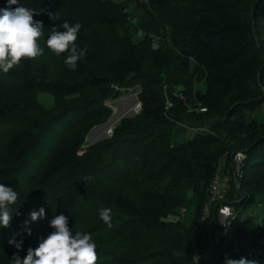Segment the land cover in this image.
Listing matches in <instances>:
<instances>
[{"label": "trees", "instance_id": "trees-1", "mask_svg": "<svg viewBox=\"0 0 264 264\" xmlns=\"http://www.w3.org/2000/svg\"><path fill=\"white\" fill-rule=\"evenodd\" d=\"M46 1L51 2L42 0L40 6H32L21 0L38 11L33 18L44 23L39 40L45 42L53 24L79 22L76 43L86 50L85 56L65 80L31 76L21 65L0 72V95L6 88L8 96L23 99L13 105L0 96V180L8 186L25 187L29 195H35L32 197L47 201L51 217L63 212L70 216L69 222L77 219V214H88L91 202L98 213L110 209L114 217L107 231L111 248L98 243L95 264H211L194 262V255L205 244L197 232L209 200V185L222 158H230L238 150L247 154L239 187L244 198L235 189V205L264 204V118L256 114L264 105V0H146L150 8H180L175 16L164 18L162 32L157 28L156 34L162 36L159 44L155 46L147 34L137 41L129 35L116 39L99 36L106 47L87 44V36L99 21L117 23L126 30L131 15L126 10L128 3ZM5 6V0H0V7ZM52 6L62 8L58 15ZM49 14L54 21L49 20ZM149 69L155 70L150 74ZM162 70L166 74L163 79ZM195 80L201 85L195 86ZM135 83L143 88L141 111L122 120L109 138L80 155L83 138L71 131L106 122L112 111L104 99ZM164 86L172 92L168 98L171 108H167ZM39 91L54 94L52 108L38 101ZM33 110L41 111L40 118ZM178 125L197 130L187 140L172 144V131ZM52 129L59 141L48 149L42 144ZM151 151L156 162L148 166L144 177L150 181L169 173L187 184L190 200L168 184L162 189L142 190L135 198L123 188H113L116 180L124 177L111 171L114 166L122 168V175L131 174L135 170L131 161L151 155ZM89 170L105 183L101 191L87 178ZM19 205L12 206L18 209ZM184 207L193 210L189 226L183 224L179 213ZM18 214L17 210L14 216ZM259 222L260 230L264 229V211ZM96 225L94 231L108 226L99 218L87 230ZM18 227L14 217L10 227L0 228L5 235L0 238L3 247L13 233H20ZM255 227L251 215L237 218L230 226L234 259L241 257L235 253L236 247L248 248V234L255 233ZM102 232L106 231L97 234ZM42 233L38 235L44 236ZM150 234L155 240L141 249L136 247L134 253H128L127 247L116 249L111 241V237L123 238L138 244ZM0 264L12 261L0 257Z\"/></svg>", "mask_w": 264, "mask_h": 264}, {"label": "rangeland", "instance_id": "rangeland-1", "mask_svg": "<svg viewBox=\"0 0 264 264\" xmlns=\"http://www.w3.org/2000/svg\"><path fill=\"white\" fill-rule=\"evenodd\" d=\"M51 4V2H58V0H51L46 1ZM111 3L114 2H122L127 4L128 8L126 10H129L131 13L130 15V25H128V28L124 30V28L121 27L120 24H106L102 22H98L97 26L92 29V33L87 36L88 40L87 44L96 45L97 43L102 45L103 47H106V43L99 41V36L101 38H104V36H107V38L113 37L114 39L130 36L133 40L137 41L141 36H145L146 34L151 36V41L154 40L155 46H157L161 39V34H156V30L158 28L159 32L163 31L164 28V18L166 16H175L179 11V6H172L169 8L161 7V8H150L146 0H111ZM28 3L30 5L40 6L42 3V0H28ZM54 15H58L60 10L62 9L60 6H52ZM48 11L50 9L48 8ZM170 28V27H169ZM171 29V28H170ZM169 30V29H168ZM94 34V36L92 35ZM91 35V36H90ZM95 38V39H94ZM154 38V39H152ZM94 39V40H93ZM169 39V37H168ZM38 45L44 49V53L41 56L35 57V58H22L19 65L23 67L31 76L34 77H41V78H49V77H57L60 78V80H65L66 78H69L72 73L73 69L68 68L64 63L63 60L65 58V55L61 54L60 56H56L53 54L49 49L47 51L45 42H42V40L38 42ZM147 67H149V63L147 62ZM155 69H149L148 72H151L152 74ZM162 79L166 78V74L164 70H162ZM197 79V77H196ZM259 81L260 77H258ZM146 79H144L145 81ZM146 84H150V81H146ZM195 86H200V82H197L196 80L193 83ZM167 86V85H166ZM164 86L163 90L166 94V100L170 98L169 89ZM6 89V88H5ZM3 89L1 91V99H6L13 105H16L20 102H22L23 99L8 96L9 92L8 90ZM142 84L135 83L130 84V86L122 87L120 90V93L117 96H107L104 99V103L111 108V116L108 118V120L104 123L95 125L91 127L90 129H86L85 126L78 127L77 129L71 131L73 135L82 136L83 138V145L80 150V155H84L86 152L89 151L90 148H93L96 146L99 142L109 138L113 134V129L118 126L122 120L124 119H130L134 118L141 109H138V104H142V100L140 99V94L142 93ZM168 90V92H167ZM37 99L38 101L46 108H52L55 104V96L51 92L47 91H39L37 92ZM142 101V102H141ZM1 102V100H0ZM11 110L16 109L15 107L11 106ZM17 110V109H16ZM34 114L37 115L40 118V112L39 110H33ZM256 114L260 118H264V105L261 106V110L258 111ZM43 121V119H42ZM59 128L58 125H55L54 128ZM60 129V128H59ZM58 129V130H59ZM56 129H52V131L49 133L47 139L43 142V146H46V148L51 149L53 144H57L59 139H56V136L54 134ZM110 130L112 132H110ZM197 128H192L188 126H182L178 125L174 130L172 131L173 134L171 136V143L174 142H182L188 139L190 135L195 133ZM54 135V139H51V136ZM56 142V143H55ZM1 143V142H0ZM1 149V145H0ZM48 152L46 151V154ZM153 152L151 151V155L148 153V155H144L141 159H134L132 160V165L135 170L133 173L128 175H122L120 173V170L122 168H118L117 166H114V169L112 168L111 171L117 172L118 175L124 176L120 180L117 179L116 184H113V188H116L117 186L120 188H123L130 196L131 198H135L137 193L141 192L142 190L149 189V190H156V189H162L164 187V184H168L171 187L174 186L175 189L179 190V195L186 199L190 200L192 198V194L190 189H188L187 184L180 183V179L177 177H172L169 173H162L160 176L156 177L155 179L148 180L144 177L145 170H147L148 166L151 164H154L156 161L153 159ZM246 166V162H245ZM35 168H31L30 171H34ZM87 178L92 182L98 190L101 191V186L104 187V182L100 178V176L94 175L93 171H87ZM12 188L17 191L18 193V199L17 202L20 203L18 206L19 214L17 216L18 222H19V228H22L20 231L21 235H24L23 232V222L25 220H28V213L34 209H38L40 207L45 208V216L43 219H37L35 222H31L29 220L28 226L31 228V235L27 236L24 235V244L22 249L19 252V255L23 256L25 254L26 249L29 246L35 247L37 245V240L40 237L38 233L41 231L42 234H46L50 228L48 226V220L51 218V210L49 209V204H47V201H41L38 197H32L35 195H29L28 191L25 187L16 186L15 184L12 185ZM110 188V186H108ZM103 189V188H102ZM28 194V195H27ZM185 194V195H184ZM38 198V199H37ZM23 204V205H21ZM90 210L85 214H77L78 218L69 222L71 226V230L74 232L80 231V232H87L91 235L92 240L98 246V243L100 245L105 246L106 248H111L110 246V239L108 236V230L110 226H107L105 228L98 229V231H106L102 232L100 234H97L98 231L95 228H97L99 225H96L92 231H88L87 229L91 230L87 226L91 224V226L98 222L100 215L97 212L96 204L91 202L90 203ZM13 208V206H11ZM88 208V206H87ZM14 209V208H13ZM238 211L241 213L242 217H246L248 215L253 216L254 221L256 223L255 227V233L256 235L260 232V218L264 211V204L263 203H256L253 202L251 204H240L238 206ZM181 220L185 226H189L192 223L193 220V210L191 208L186 209V207L182 208L180 210ZM14 219V218H13ZM114 217H111V224ZM13 221V220H12ZM99 224V223H98ZM11 226V223L9 227ZM17 229V230H18ZM94 231V232H93ZM0 238H5V235L3 233H0ZM155 236L150 234L145 239L139 240L138 244L136 241H123V238L121 241L118 238H112L111 241L113 243V246H115L116 249L119 248V250H122V248L127 247V252L131 253V251L134 253L136 250V247H140V249L152 242V240H155ZM2 246L1 240H0V247ZM8 244L5 243L4 247L2 246V249H0V257L4 259H8L12 261V254L16 252V249L13 247L7 248ZM154 248H157L156 245L153 244ZM101 257H99L100 259ZM162 264H166V262H163Z\"/></svg>", "mask_w": 264, "mask_h": 264}, {"label": "clouds", "instance_id": "clouds-1", "mask_svg": "<svg viewBox=\"0 0 264 264\" xmlns=\"http://www.w3.org/2000/svg\"><path fill=\"white\" fill-rule=\"evenodd\" d=\"M6 6L0 7V72L8 73L19 65L22 58H35L44 53L38 45L45 28L43 21L34 19L39 15L35 9L26 6L21 0H5ZM15 5V7H10ZM49 20L53 15L49 14ZM81 28L79 22L69 23L68 20L60 24H53L45 45L56 56L67 52L63 63L70 69L77 66L85 56V49L76 43ZM18 193L0 180V228L9 227L17 208ZM101 220L110 226V209L104 208L99 213ZM45 208L40 207L28 213L31 222L43 219ZM29 220L23 222L24 235H31ZM70 216L63 212L53 215L48 220L51 229L44 236L38 238L35 247L29 246L23 256L19 255L24 244V235L13 233L7 244L16 252L12 254V264H95L97 260L96 244L87 232L73 233L70 226ZM19 237V238H18ZM199 258L197 257V260ZM196 260V262H197ZM225 264H260L259 261L241 256L239 259L225 258Z\"/></svg>", "mask_w": 264, "mask_h": 264}, {"label": "built area", "instance_id": "built-area-1", "mask_svg": "<svg viewBox=\"0 0 264 264\" xmlns=\"http://www.w3.org/2000/svg\"><path fill=\"white\" fill-rule=\"evenodd\" d=\"M166 103L167 108L173 106L169 99ZM141 107L142 104H138V109ZM200 109L206 111V108ZM246 158V152L238 150L232 152L230 158H222L218 164L217 172L209 185V200L203 209L197 232L205 244L194 255V262L199 258L196 263L225 264L226 257L234 259L230 253V243L234 236L229 232V228L237 218H246L241 216L235 205L238 193L234 192L239 189L244 177ZM248 236V248L236 247L235 253L263 263L264 229H261L258 235L249 232Z\"/></svg>", "mask_w": 264, "mask_h": 264}, {"label": "water", "instance_id": "water-1", "mask_svg": "<svg viewBox=\"0 0 264 264\" xmlns=\"http://www.w3.org/2000/svg\"><path fill=\"white\" fill-rule=\"evenodd\" d=\"M238 192H239V193L242 195V193H241L240 189H239V191H238ZM241 198L243 199V198H244V196L242 195V196H241Z\"/></svg>", "mask_w": 264, "mask_h": 264}]
</instances>
